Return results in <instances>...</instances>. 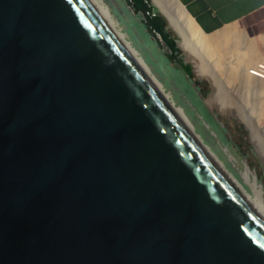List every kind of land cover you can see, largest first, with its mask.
<instances>
[{
    "label": "water",
    "instance_id": "95a60500",
    "mask_svg": "<svg viewBox=\"0 0 264 264\" xmlns=\"http://www.w3.org/2000/svg\"><path fill=\"white\" fill-rule=\"evenodd\" d=\"M124 2L192 78L161 8ZM172 103L97 0H0V264H264Z\"/></svg>",
    "mask_w": 264,
    "mask_h": 264
},
{
    "label": "rangeland",
    "instance_id": "374dc122",
    "mask_svg": "<svg viewBox=\"0 0 264 264\" xmlns=\"http://www.w3.org/2000/svg\"><path fill=\"white\" fill-rule=\"evenodd\" d=\"M102 2L109 8L131 46L139 53L152 74L162 84L170 100L183 111L193 125L195 132L209 146L215 156L244 188L252 193L250 186L243 177V173L248 166L251 172L254 173L251 174V179H255L260 185L263 184L264 191V165L250 140L249 131L234 115L223 112L228 105L243 108L247 115L250 114L259 118L261 124H264V108L262 109L264 107V93L259 94L253 90L244 89L241 87L239 77L231 83L227 82L226 79L221 80L219 78L222 86L218 93L213 95V87L208 79L200 78L196 73L192 78H188L179 67L176 71L170 69L168 63L161 59L164 50L158 49L155 43L151 45L140 35L139 30L133 23H139V17L132 15L127 10L124 0H102ZM235 26L248 36L253 37L257 47L260 51L262 50L261 52H264V9L235 23ZM169 31L176 37L171 29ZM236 50L238 52L239 49ZM227 52L229 53L225 55L221 62V68L226 72L238 66L236 51L232 49L227 50ZM183 57V55H180V62ZM207 66L215 77H224L218 71H215L216 68L211 62L207 61ZM177 75L182 76L197 91L203 105L220 123L219 126H213L205 119L200 107L192 100L184 85L178 81Z\"/></svg>",
    "mask_w": 264,
    "mask_h": 264
},
{
    "label": "bare ground",
    "instance_id": "6f19581e",
    "mask_svg": "<svg viewBox=\"0 0 264 264\" xmlns=\"http://www.w3.org/2000/svg\"><path fill=\"white\" fill-rule=\"evenodd\" d=\"M97 1L113 21L123 37L126 39V35L119 28V25L113 18L109 8L104 5L102 0ZM153 2L156 3L167 15L171 26L180 35V46L185 51L186 59L192 62L196 74L200 78H206L211 82L213 87V95H216L218 90L221 88L222 79H226L227 82L231 83L237 80L239 77L241 79V87L244 89L249 91L253 90L259 94L264 93V52H261L262 50L260 51V49L257 47V43L253 37H250L245 32L240 31L237 26H235V23L227 25L210 34L204 33L178 0H153ZM126 41L131 46L127 39ZM131 48L134 50L141 62L144 64L149 73L170 100L169 95L164 91L162 84L152 74L150 68L139 56V53L132 46ZM232 49L233 51H236V54L238 55V66L237 68L230 69L226 72L223 68H221V62L223 61L225 55L229 53L227 50ZM236 49L241 50H238L237 52ZM207 61L211 62L216 68L215 71H218L219 74L224 77H215L209 71ZM170 102L172 103L171 100ZM173 106L181 115L192 134H194L196 140L200 144H204L202 138L196 134L191 122L187 117H185L183 111L174 104ZM263 108L264 107H262V109ZM223 112H228L234 115L242 124L245 125L249 131L250 140L254 144L255 151L259 154L264 165V124H261L262 122H260L259 118H256L250 114L247 115L243 108L228 105ZM204 150L231 182L236 191L252 208V210L264 221L263 184L260 185L258 184V181L251 179L250 176L254 173L251 172L248 166L243 173L245 181L252 190V193H249L212 151L210 152V150L206 147H204Z\"/></svg>",
    "mask_w": 264,
    "mask_h": 264
},
{
    "label": "crops",
    "instance_id": "0c3cea01",
    "mask_svg": "<svg viewBox=\"0 0 264 264\" xmlns=\"http://www.w3.org/2000/svg\"><path fill=\"white\" fill-rule=\"evenodd\" d=\"M199 28L207 34L264 9V0H179Z\"/></svg>",
    "mask_w": 264,
    "mask_h": 264
},
{
    "label": "trees",
    "instance_id": "16d2710c",
    "mask_svg": "<svg viewBox=\"0 0 264 264\" xmlns=\"http://www.w3.org/2000/svg\"><path fill=\"white\" fill-rule=\"evenodd\" d=\"M133 23H134V25L137 27V29L139 30L140 35H141L144 39H146L148 43H150L151 45H153V42L150 40L149 36L145 33L143 26H142L140 23H138V22H133ZM161 59H162V60H165V61L168 63V65L170 66V69L176 71L177 68H174L172 65H170L169 62L167 61V59H166L163 55H161ZM181 71H182V70H181ZM182 72H183V71H182ZM177 79H178V81H180V82L184 85V87H185L187 93L190 95V97L192 98V100H194V102L200 107V109L202 110V112H203V114H204L205 119H206L209 123H211V125H213V126H219L220 123L216 120V118H215V117H214V116H213V115L207 110V108L203 105V103H202L200 97L198 96L197 91L194 90V88H193L190 84H188V83L182 78V76L177 75ZM221 129H222V128H221ZM223 130H224V128H223Z\"/></svg>",
    "mask_w": 264,
    "mask_h": 264
},
{
    "label": "flooded vegetation",
    "instance_id": "af4514ba",
    "mask_svg": "<svg viewBox=\"0 0 264 264\" xmlns=\"http://www.w3.org/2000/svg\"><path fill=\"white\" fill-rule=\"evenodd\" d=\"M171 34H172V33H171ZM172 36L174 37V35H173V34H172ZM153 43H155V42H153ZM167 52H168V54H170V52H169V51H167ZM163 54H164V53H163ZM170 55H171V54H170ZM179 59H180V55H178V56H177V58H176V62H175V64H174V65H172V64H171V63H170L168 60H167V61H168V62H169V64H170V65H172L174 68H178V65H179V63H180V60H179Z\"/></svg>",
    "mask_w": 264,
    "mask_h": 264
}]
</instances>
